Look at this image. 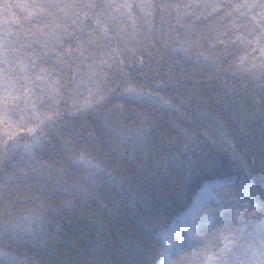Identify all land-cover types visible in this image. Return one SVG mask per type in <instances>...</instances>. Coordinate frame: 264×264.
Segmentation results:
<instances>
[{"label":"trees","instance_id":"16d2710c","mask_svg":"<svg viewBox=\"0 0 264 264\" xmlns=\"http://www.w3.org/2000/svg\"><path fill=\"white\" fill-rule=\"evenodd\" d=\"M211 182L171 264H264V0H0V264H161Z\"/></svg>","mask_w":264,"mask_h":264},{"label":"rangeland","instance_id":"374dc122","mask_svg":"<svg viewBox=\"0 0 264 264\" xmlns=\"http://www.w3.org/2000/svg\"><path fill=\"white\" fill-rule=\"evenodd\" d=\"M221 182H211L203 186L198 192L194 204L189 211L181 216L172 227L164 234L165 252L161 264H171V257L177 252L181 244H190L194 238V232L198 229L197 216L199 213L210 206H220L218 199L219 188L222 187ZM220 207L214 212L220 211ZM208 226H212L215 216L205 219Z\"/></svg>","mask_w":264,"mask_h":264}]
</instances>
